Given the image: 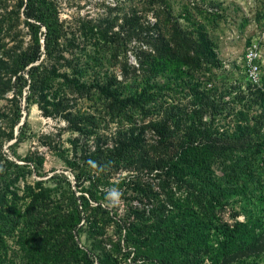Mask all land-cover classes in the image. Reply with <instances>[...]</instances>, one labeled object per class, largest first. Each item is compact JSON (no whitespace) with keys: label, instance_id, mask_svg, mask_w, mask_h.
<instances>
[{"label":"trees","instance_id":"16d2710c","mask_svg":"<svg viewBox=\"0 0 264 264\" xmlns=\"http://www.w3.org/2000/svg\"><path fill=\"white\" fill-rule=\"evenodd\" d=\"M133 1L112 0L76 30L56 0L0 1V264L13 263L10 241L21 264H121L120 254L131 264H264V93L243 70L242 81L217 83L223 63L207 25L221 4L176 14L171 0ZM77 99L93 112H74ZM33 105L77 134L73 182L54 173L28 184L43 158L20 165L3 151L26 140ZM111 188L122 214L106 205ZM238 201L256 210L221 222Z\"/></svg>","mask_w":264,"mask_h":264},{"label":"rangeland","instance_id":"374dc122","mask_svg":"<svg viewBox=\"0 0 264 264\" xmlns=\"http://www.w3.org/2000/svg\"><path fill=\"white\" fill-rule=\"evenodd\" d=\"M1 1V0H0ZM58 2L60 18L66 21L67 26L72 30H76L77 22L80 19H91L105 15L106 6L112 3V0H56ZM215 1L221 4L218 12L220 18L216 21L210 22L207 25V31L216 47L218 57L223 63V67L215 71L217 75V83L231 84L234 81H242V70L245 63V52L253 41H257L261 50V71H262V87L264 88V0H206ZM11 5L13 1H10ZM194 4L198 0H171L172 6L176 14L180 12L181 5L185 3ZM125 10L130 6L126 2ZM139 3L134 0L131 4ZM9 6V2H8ZM8 10V7H7ZM4 9L0 3V15L4 14ZM148 18L153 21L151 14ZM25 32L22 26H20ZM3 36V31L0 32V37ZM8 40L5 37V42ZM28 40V37L25 39ZM133 45V44H132ZM129 61L134 63V58L128 52ZM118 69H114L117 73ZM118 74V73H117ZM11 97V94H8ZM1 105H5L4 100L0 101ZM74 112L79 114L84 112H93L92 102L85 99H77L74 102ZM23 116L25 112L22 111ZM28 130L27 138L24 142L19 143L12 150L3 147L6 155L15 161L17 164H25L24 160L31 154H36L43 158L42 174L39 177L34 172L26 177L28 184H34L36 180H46L54 173L64 174L73 182V173L70 167L66 164V159L70 160L73 154L72 145L70 141L76 137V133L69 129L65 120L60 117H45L42 112L33 105L30 108L27 116ZM103 124L100 125V132H102ZM110 129V128H109ZM106 131V130H105ZM15 140L8 145L13 144ZM15 153V154H14ZM118 177V176H117ZM116 177V178H117ZM24 182L20 180L17 183V188L22 189ZM73 185V184H72ZM75 189V188H74ZM20 191V190H19ZM21 194V191L19 192ZM79 195V193L77 194ZM122 198V197H121ZM123 200V207L110 208L108 201L106 205L110 209L116 210L119 214L124 212L126 201ZM243 201V200H242ZM242 201L239 203H231L219 214L221 222H226L232 225L235 220L243 222L251 212L256 209L252 203ZM134 203V201H133ZM135 204V203H134ZM105 232L114 234L110 226L106 227ZM80 246L86 244L84 237L81 235ZM11 250L16 252L12 255V264H21L18 256L21 255L19 248L12 243H8ZM124 251V250H122ZM132 257V256H131ZM131 257L125 259L121 254L118 256L121 264H131Z\"/></svg>","mask_w":264,"mask_h":264},{"label":"built area","instance_id":"2783aa9c","mask_svg":"<svg viewBox=\"0 0 264 264\" xmlns=\"http://www.w3.org/2000/svg\"><path fill=\"white\" fill-rule=\"evenodd\" d=\"M261 50L257 41H253L245 52V63L243 65V74L245 82L249 83L254 88H261L262 85V65H261Z\"/></svg>","mask_w":264,"mask_h":264},{"label":"clouds","instance_id":"9594fccd","mask_svg":"<svg viewBox=\"0 0 264 264\" xmlns=\"http://www.w3.org/2000/svg\"><path fill=\"white\" fill-rule=\"evenodd\" d=\"M95 166V165H93ZM122 192L117 188H111L107 190L106 199L108 201V206L110 208H120L123 207Z\"/></svg>","mask_w":264,"mask_h":264}]
</instances>
